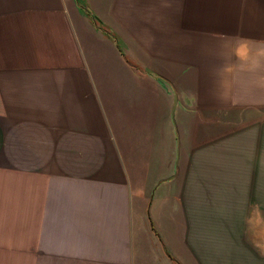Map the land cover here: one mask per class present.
<instances>
[{
  "label": "crops",
  "instance_id": "0c3cea01",
  "mask_svg": "<svg viewBox=\"0 0 264 264\" xmlns=\"http://www.w3.org/2000/svg\"><path fill=\"white\" fill-rule=\"evenodd\" d=\"M240 40L264 0H0V264H264Z\"/></svg>",
  "mask_w": 264,
  "mask_h": 264
},
{
  "label": "clouds",
  "instance_id": "9594fccd",
  "mask_svg": "<svg viewBox=\"0 0 264 264\" xmlns=\"http://www.w3.org/2000/svg\"><path fill=\"white\" fill-rule=\"evenodd\" d=\"M248 41L240 40V43L233 49L237 62L226 66L225 72H232L233 69L259 71L264 69V47L256 49L255 53H251L247 47ZM220 99L229 102L231 97L223 84L220 89Z\"/></svg>",
  "mask_w": 264,
  "mask_h": 264
}]
</instances>
